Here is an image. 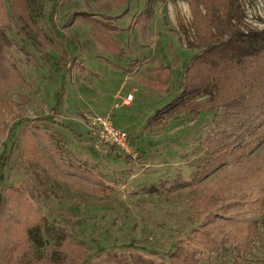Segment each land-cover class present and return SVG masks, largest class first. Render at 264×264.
<instances>
[{
  "label": "rangeland",
  "instance_id": "rangeland-1",
  "mask_svg": "<svg viewBox=\"0 0 264 264\" xmlns=\"http://www.w3.org/2000/svg\"><path fill=\"white\" fill-rule=\"evenodd\" d=\"M87 1L0 0L19 45L0 58V264H183L184 250L178 258L171 253L205 224L248 235L252 245L239 258L234 244L200 253L202 264H264V140L245 139L256 145L255 158L234 162L221 153L225 145L210 136L209 96L154 119L191 83L195 69L184 72L200 40L218 35L215 24L227 39L219 21L230 9L242 12L246 31L264 30V0H129L104 13L107 0H95L93 11ZM28 6L26 21L39 24L51 45L22 32ZM76 12L84 15L73 21ZM93 12L112 20L122 54L93 37L86 16ZM96 116L128 133V151L100 142ZM40 131L64 163L93 171L96 181L65 174ZM28 182L37 190L32 211L18 191Z\"/></svg>",
  "mask_w": 264,
  "mask_h": 264
},
{
  "label": "trees",
  "instance_id": "trees-1",
  "mask_svg": "<svg viewBox=\"0 0 264 264\" xmlns=\"http://www.w3.org/2000/svg\"><path fill=\"white\" fill-rule=\"evenodd\" d=\"M107 1L109 4L104 5L103 8L99 10L100 13H104V10L111 11L114 7L123 6L128 3L129 0ZM235 1L236 0H229V5L232 6ZM94 2L95 0L87 1L88 6L91 8L90 10H92ZM30 9V6H28L26 15H20L21 17H19V21L24 23L21 26L22 32L27 30L29 34H35L34 39H36L37 42L39 41L43 47L51 45V40L47 38L39 24L34 23L31 25L29 21H26ZM236 11L238 14L233 11L231 12L230 9L229 14L219 21L221 24L224 23V25L227 26V32H223L226 33L224 36H227V39L220 38V33H222L219 28L220 25L215 24L214 30L218 31V35H213L210 30V39H205L203 37L200 40V45L197 47L199 51L187 65L184 72V76L186 77L189 71L195 69L193 75L188 76L192 78L191 83L187 85L185 90L179 94L172 103L167 105L164 109L159 110L154 119L159 118L162 114L169 111H173L175 108H178V106L188 109L192 102L200 106L196 100L202 96H209L208 104H210L211 108L215 109L214 122L216 123H214L216 126L215 131L210 136L221 141L219 143L220 146L225 145L221 153L229 156L234 162H239L244 157L255 158L256 156H254L253 153L255 151L254 149L252 150L251 147L255 145L253 143L256 140H259L256 145H258L261 140H264V138H262L264 135V81L257 78L258 72L255 70V66L260 68L263 67L261 69L262 71L264 70V30L248 29L246 31L243 28L244 22L242 17L239 15L242 14V12L240 10ZM83 13L84 12L74 13L73 21H76L79 15H84ZM86 16H88L89 21L94 24L95 31L93 37L104 42V45H109V47H107L109 50L107 49V51L112 55L118 56L122 54L124 48L122 44L113 37L112 31L116 30V28L109 16H107L108 18H104L106 19L105 22L98 21L94 18L95 16H100L96 12L89 13ZM13 21L14 25L18 27L14 18ZM11 27V19L4 20L0 12V58L3 56V59L10 55V51L12 50L11 47L19 46L15 44L14 38L8 33L11 31ZM24 35L26 36L28 34L25 32ZM209 36H207V38ZM163 72L164 73H162L160 77L162 79L160 80H163L166 74V71ZM11 73L14 76L15 84L20 82L18 69L16 70L15 67H13ZM242 75H246L247 78L244 80L238 79ZM46 133L45 131H40L39 133L44 147L46 148V152L61 166V170L64 171L65 174L67 173L68 175H75L88 179L87 181H91L92 183L96 181L93 171L84 170L80 166L77 167L73 164L67 165L64 163L59 156V149L54 145L53 141ZM246 138L252 139L253 143L251 146L247 145L245 142ZM219 155L222 156L220 153ZM126 158L129 159L130 157L127 156ZM26 186L27 187H19L18 191L21 195L20 198L24 196L25 198H29L28 205L30 211H32V209L34 210L33 200L37 198V190L31 182H28ZM204 197H199V199H204ZM199 205L200 202L198 204V210L200 209ZM200 213H202L200 210L199 212L196 210V215H201ZM16 219L17 221H15V223L22 225V223L25 222L19 216H17ZM38 219H40V216L32 221V224L36 223V221L38 222ZM207 226V224H205L203 228L197 226L193 230V232L196 233L195 237L202 235L203 240L193 237L190 244L182 241L170 256L178 258L181 255V251L184 250L189 263L202 264L201 261L196 258L200 253H216L220 248H226L230 244L235 245L238 258L248 254L252 245V240L248 235L236 238V230H229L231 231L229 235L225 233L226 229H221V227H211L208 229ZM238 258L232 264H241ZM187 260L184 259L183 264H188V262H186Z\"/></svg>",
  "mask_w": 264,
  "mask_h": 264
},
{
  "label": "built area",
  "instance_id": "built-area-1",
  "mask_svg": "<svg viewBox=\"0 0 264 264\" xmlns=\"http://www.w3.org/2000/svg\"><path fill=\"white\" fill-rule=\"evenodd\" d=\"M133 95L129 94L128 100H132ZM95 135L103 144H109L120 148L123 151L129 149V135L113 124L109 117L96 116L92 119Z\"/></svg>",
  "mask_w": 264,
  "mask_h": 264
},
{
  "label": "crops",
  "instance_id": "crops-1",
  "mask_svg": "<svg viewBox=\"0 0 264 264\" xmlns=\"http://www.w3.org/2000/svg\"><path fill=\"white\" fill-rule=\"evenodd\" d=\"M133 100V99H132ZM132 100H130V101H132ZM129 101V100H128Z\"/></svg>",
  "mask_w": 264,
  "mask_h": 264
}]
</instances>
